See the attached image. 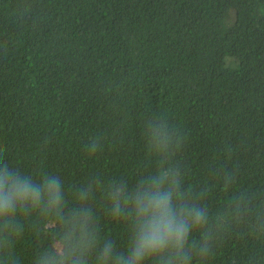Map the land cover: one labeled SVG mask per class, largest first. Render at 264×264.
I'll use <instances>...</instances> for the list:
<instances>
[{
  "label": "trees",
  "instance_id": "16d2710c",
  "mask_svg": "<svg viewBox=\"0 0 264 264\" xmlns=\"http://www.w3.org/2000/svg\"><path fill=\"white\" fill-rule=\"evenodd\" d=\"M161 160L206 213L190 264H264V0H0V167L57 177L62 217L90 210L122 250L109 192ZM13 226L0 264H34L62 230L28 210Z\"/></svg>",
  "mask_w": 264,
  "mask_h": 264
},
{
  "label": "clouds",
  "instance_id": "9594fccd",
  "mask_svg": "<svg viewBox=\"0 0 264 264\" xmlns=\"http://www.w3.org/2000/svg\"><path fill=\"white\" fill-rule=\"evenodd\" d=\"M170 137L163 127L153 132L152 143L156 153H167ZM89 151L95 153L97 145ZM161 160L149 175L131 190L121 183L109 192L113 221H124L130 236L123 249L107 239L97 238L98 231L91 226L88 209L73 212L64 219L62 212L61 181L54 175L41 174L39 178L0 167V248L8 238L19 231L13 226L16 213L28 210L44 217L54 216L62 225L57 238L52 240L34 264H190L187 239L193 230L205 222L206 213L182 199L178 170L165 167ZM81 199L86 193H81ZM104 240V243H101ZM205 244L200 254L207 253Z\"/></svg>",
  "mask_w": 264,
  "mask_h": 264
}]
</instances>
